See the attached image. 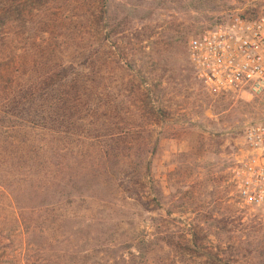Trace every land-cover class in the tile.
Instances as JSON below:
<instances>
[{"label":"rangeland","instance_id":"374dc122","mask_svg":"<svg viewBox=\"0 0 264 264\" xmlns=\"http://www.w3.org/2000/svg\"><path fill=\"white\" fill-rule=\"evenodd\" d=\"M259 1L0 0V264H264L231 174L264 89L211 91L187 55ZM14 193L51 201L33 242Z\"/></svg>","mask_w":264,"mask_h":264},{"label":"built area","instance_id":"2783aa9c","mask_svg":"<svg viewBox=\"0 0 264 264\" xmlns=\"http://www.w3.org/2000/svg\"><path fill=\"white\" fill-rule=\"evenodd\" d=\"M187 55L196 77L217 93L264 89V0L239 9L191 36ZM245 153L232 165L237 202L264 217V120L246 123Z\"/></svg>","mask_w":264,"mask_h":264},{"label":"trees","instance_id":"16d2710c","mask_svg":"<svg viewBox=\"0 0 264 264\" xmlns=\"http://www.w3.org/2000/svg\"><path fill=\"white\" fill-rule=\"evenodd\" d=\"M1 60V59H0ZM2 117V115H1ZM4 117V116H3ZM46 118V115L45 117ZM46 186V185H44ZM16 194V195H15ZM48 194L40 195V199H37L36 194L27 193V195H17V193H14L10 197L11 203L13 204L10 207L9 216L12 219L13 224V231L16 230V226L20 229H24L26 232V238L27 240L32 242L35 240V236L40 233L38 227H41L40 221H34L29 222L28 225L25 223V213L33 214L37 210V206L40 204L39 202L43 203L45 206L50 205L51 201L47 196ZM45 202V203H44ZM53 202V201H52ZM28 204V205H27ZM26 206V207H25ZM29 206V207H28ZM42 225V224H41ZM10 228L6 229V234H10V231H12ZM9 231V233H8ZM23 231V230H21ZM30 236V238H28Z\"/></svg>","mask_w":264,"mask_h":264}]
</instances>
